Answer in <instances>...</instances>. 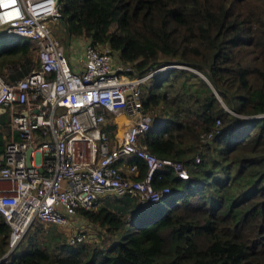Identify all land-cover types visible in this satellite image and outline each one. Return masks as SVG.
I'll return each instance as SVG.
<instances>
[{"label": "trees", "instance_id": "obj_1", "mask_svg": "<svg viewBox=\"0 0 264 264\" xmlns=\"http://www.w3.org/2000/svg\"><path fill=\"white\" fill-rule=\"evenodd\" d=\"M58 1L67 37L108 44L133 73L180 64L144 82L152 121L139 142L181 160L188 177L171 165L154 172V186H170L165 206L127 193L83 208L106 227L100 242L51 237L54 224L38 238L39 225L0 264H264V0ZM37 66L30 39L0 33V74ZM9 127L0 111V153ZM130 160L141 176L143 161ZM10 230L0 212V258Z\"/></svg>", "mask_w": 264, "mask_h": 264}, {"label": "built area", "instance_id": "obj_2", "mask_svg": "<svg viewBox=\"0 0 264 264\" xmlns=\"http://www.w3.org/2000/svg\"><path fill=\"white\" fill-rule=\"evenodd\" d=\"M60 16L58 0H0L1 33L30 39L39 61L15 79L0 74V111H7L10 121L0 153V212L11 228L0 262L35 219L75 224L70 215L127 193L140 202L161 200L170 186H154L152 178L166 165L188 177L181 160L158 156L139 142L152 121L143 106V84L158 70L178 64L136 74L118 50L90 40L80 58L70 61L53 34ZM118 111L129 121L113 133L105 124L108 114ZM137 156L145 167L141 176L139 164L130 160ZM88 230L89 223L76 224L66 240L83 241Z\"/></svg>", "mask_w": 264, "mask_h": 264}, {"label": "rangeland", "instance_id": "obj_3", "mask_svg": "<svg viewBox=\"0 0 264 264\" xmlns=\"http://www.w3.org/2000/svg\"><path fill=\"white\" fill-rule=\"evenodd\" d=\"M53 34L59 39L60 43L63 45L64 49H65V52L67 53V48L69 47V49L72 51L73 55H74V60L76 59H79L80 58V55H81V51H82V46L85 42V40H89L87 37L83 36V35H79V36H71V37H67L65 35L64 32H62V27L59 23H57L54 27H53ZM5 77L7 79H9L7 77V74L4 73ZM149 113V112H148ZM150 114V113H149ZM112 115H109L108 114V120H110V117ZM115 120V118H114ZM120 125H121V122H120ZM141 203V202H140ZM149 203H145L143 202L142 205L144 206H150ZM158 205H162V206H165L166 205V202L161 200L159 202H157ZM146 211H148L146 209ZM69 218L76 224H87L89 223V230H88V234L85 238V241L86 242H90V243H97V242H100L101 240V237L102 236H105L107 235V232H106V227L102 226L101 224H99L98 222H94L90 219H88L87 217H85L83 214L80 215V214H75V215H70ZM127 221L128 222H131V217L130 215H128L127 217ZM41 225L43 227V231H38L37 232V237L38 238H41V234H44L47 230V228L50 226L49 223H41V222H38V220H34L33 221V225L28 227L26 230H25V233L24 235L22 236V238L20 239V242L22 240L25 239V236L27 235V230L28 229H32L34 227L38 228V226ZM91 228H93L91 230ZM39 229V228H38ZM30 231H33V230H30ZM55 232L57 231L58 233L62 234L64 231V229L60 226H57L55 227V229H49V231L47 232V234H51L52 232ZM71 232L69 233H64L65 234V237L68 236ZM67 234V235H66ZM19 243V242H18ZM15 249V248H14ZM8 251V250H7Z\"/></svg>", "mask_w": 264, "mask_h": 264}, {"label": "crops", "instance_id": "obj_4", "mask_svg": "<svg viewBox=\"0 0 264 264\" xmlns=\"http://www.w3.org/2000/svg\"><path fill=\"white\" fill-rule=\"evenodd\" d=\"M67 54H68V57L70 58V61L71 60L73 61L74 60V55H73L72 51L69 48H67ZM114 118H115V120H114ZM110 121L114 122L115 125H116L115 128H113V131L112 132L114 133L115 130H116V132L120 133L123 130V128L127 125V123H128L129 120H128V116L124 112L118 111V112L112 114V120H110ZM120 122H121V125H120ZM8 137H9V133H8ZM8 137H7V139H8ZM52 224L55 225L54 227H57V226L62 227L66 233L71 232L72 229L76 225V223L75 224H72V222H69V223H66V224L49 223V225H52ZM54 227H52L51 230ZM52 233H54V232H52ZM52 233L49 234L51 237H52Z\"/></svg>", "mask_w": 264, "mask_h": 264}, {"label": "water", "instance_id": "obj_5", "mask_svg": "<svg viewBox=\"0 0 264 264\" xmlns=\"http://www.w3.org/2000/svg\"><path fill=\"white\" fill-rule=\"evenodd\" d=\"M178 65H180V64H178ZM174 66H176V65H174ZM30 150H31V147H28L26 149V162H27V164H29V152H30Z\"/></svg>", "mask_w": 264, "mask_h": 264}, {"label": "clouds", "instance_id": "obj_6", "mask_svg": "<svg viewBox=\"0 0 264 264\" xmlns=\"http://www.w3.org/2000/svg\"><path fill=\"white\" fill-rule=\"evenodd\" d=\"M0 33H1V30H0Z\"/></svg>", "mask_w": 264, "mask_h": 264}]
</instances>
